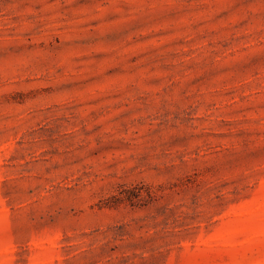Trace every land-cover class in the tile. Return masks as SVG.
Listing matches in <instances>:
<instances>
[{"label":"rangeland","instance_id":"rangeland-1","mask_svg":"<svg viewBox=\"0 0 264 264\" xmlns=\"http://www.w3.org/2000/svg\"><path fill=\"white\" fill-rule=\"evenodd\" d=\"M0 264H264V0H0Z\"/></svg>","mask_w":264,"mask_h":264}]
</instances>
